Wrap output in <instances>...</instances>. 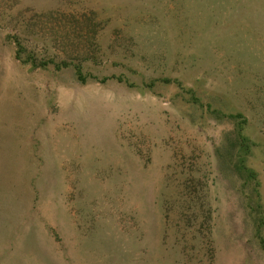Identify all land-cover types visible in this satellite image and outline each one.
<instances>
[{
    "label": "rangeland",
    "instance_id": "rangeland-1",
    "mask_svg": "<svg viewBox=\"0 0 264 264\" xmlns=\"http://www.w3.org/2000/svg\"><path fill=\"white\" fill-rule=\"evenodd\" d=\"M263 236L264 0H0V264H264Z\"/></svg>",
    "mask_w": 264,
    "mask_h": 264
},
{
    "label": "trees",
    "instance_id": "trees-1",
    "mask_svg": "<svg viewBox=\"0 0 264 264\" xmlns=\"http://www.w3.org/2000/svg\"><path fill=\"white\" fill-rule=\"evenodd\" d=\"M78 77L80 78V80L82 82L86 81V76L83 75V73L81 72V69L78 68ZM104 80V79H103ZM241 140V144L243 146L244 151H248L249 150V146H247L245 148V146L247 145V138L245 136L240 137ZM244 156L240 158V160L238 161V169L240 170V172L242 173V175H247V179H249L252 182L253 185V190L258 192V188H259V180L256 176V172L254 169H252L251 167H248L245 163H244ZM257 206V205H256ZM261 213V211H259ZM260 241L261 243L264 245V236L260 237Z\"/></svg>",
    "mask_w": 264,
    "mask_h": 264
}]
</instances>
